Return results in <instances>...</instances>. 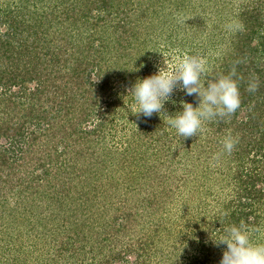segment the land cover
Wrapping results in <instances>:
<instances>
[{
	"label": "trees",
	"instance_id": "16d2710c",
	"mask_svg": "<svg viewBox=\"0 0 264 264\" xmlns=\"http://www.w3.org/2000/svg\"><path fill=\"white\" fill-rule=\"evenodd\" d=\"M169 48L205 81L235 68L240 109L189 138L169 123L199 104L180 88L133 114ZM200 172L204 211L170 227L156 205ZM240 223L264 243V0H0V264H220L212 239Z\"/></svg>",
	"mask_w": 264,
	"mask_h": 264
},
{
	"label": "clouds",
	"instance_id": "9594fccd",
	"mask_svg": "<svg viewBox=\"0 0 264 264\" xmlns=\"http://www.w3.org/2000/svg\"><path fill=\"white\" fill-rule=\"evenodd\" d=\"M164 57V66L157 73L138 79L128 90L134 101L130 109L133 114L151 118L154 113H162L165 102L179 86L186 95H195L199 100L198 106L182 102V110L171 115L169 121L179 136L189 138L198 136L205 121L230 117L240 109L242 100L235 68L227 75L205 81L202 78L206 76L207 69L203 57L185 55L172 68ZM256 88L257 85L250 84L248 91L253 92ZM235 143L228 136L223 141V147L231 153ZM225 231L227 235L212 239L216 246L226 245L220 264H264V243L253 242L250 230L243 223L233 224Z\"/></svg>",
	"mask_w": 264,
	"mask_h": 264
},
{
	"label": "rangeland",
	"instance_id": "374dc122",
	"mask_svg": "<svg viewBox=\"0 0 264 264\" xmlns=\"http://www.w3.org/2000/svg\"><path fill=\"white\" fill-rule=\"evenodd\" d=\"M215 19V18H214ZM231 26L233 27V25L231 24ZM221 28H216V27H213V29L215 28L217 32H221L222 30L225 31L224 28V25L220 26ZM228 29H231L230 27H228ZM164 55L167 57V60H168V64H169V68H172L175 64H177L183 57L182 55H180V53L176 52V50H173V49H170L169 50H166ZM164 55L162 57H160L159 59H154L153 58V64H152V71H151V75L155 74L158 72L159 68L161 66H164V60H165V57ZM143 76L145 78L146 76V73H143ZM149 77V76H146V78ZM179 89V86H177V89L174 90V92H177V90ZM175 94L171 95V96H174ZM121 129L120 126H116V129ZM211 160V159H210ZM214 160V159H213ZM212 160V163H215L214 161ZM202 176V172L198 173L197 175H192L190 178V182H186V187H184L183 183L180 184V189H177L178 190V193L176 194L177 196H182V198L180 197V200L179 198H177V201L173 202L172 200H168V201H163L161 202L163 205L161 206H158L156 205V208H163L164 209V212H166L167 210H169V212L167 213V219H165L164 221L166 222V224H168L170 227L172 228H175L176 227L174 225L171 224V222L173 221V218L175 215H180L182 214V212L178 211V210H181V209H184L186 211H191V214H193V216H199L200 213L202 211H204V207L202 205V199L205 200L206 197H205V194L203 192H199L198 188L196 187L195 184L199 183L200 181V177ZM196 180H198L196 182ZM204 180V179H203ZM200 183L202 184L203 182L200 181ZM174 188L176 189V186H174ZM190 191H192V193H190ZM204 191V190H203ZM189 197H191L192 199H190V201L188 202V206L185 207V205H183V201L184 200H187L189 199ZM209 202V207H208V212L209 211H212L214 209H217V207L219 206V203L214 200V198H208V201ZM193 203L194 207L193 208H190L189 205H191ZM183 205V206H182ZM153 209V210H149L145 217L148 216V213L151 214V216L155 217L156 219L159 218L162 213H163V210H160L158 211L157 209ZM166 210V211H165ZM153 211V212H151ZM177 213V214H176ZM184 224V222H182ZM181 225V224H179ZM142 227H138L137 229L141 230ZM174 229V230H175ZM144 233V231H143ZM264 234V232H263ZM134 236H138V233H135ZM27 239H23V242L25 240L29 241V238L28 236L25 237ZM226 250V249H225ZM223 250L221 252L222 256H223V252L225 251Z\"/></svg>",
	"mask_w": 264,
	"mask_h": 264
}]
</instances>
